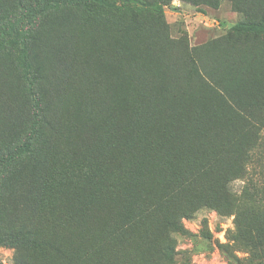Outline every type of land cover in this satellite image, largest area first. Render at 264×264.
Masks as SVG:
<instances>
[{
    "label": "rangeland",
    "instance_id": "374dc122",
    "mask_svg": "<svg viewBox=\"0 0 264 264\" xmlns=\"http://www.w3.org/2000/svg\"><path fill=\"white\" fill-rule=\"evenodd\" d=\"M112 1L25 0L7 17L0 0V152L30 130L31 79L60 128L0 175V230L63 243L40 264H264V39L235 31L264 21V0ZM69 161L83 171L48 214L33 196ZM31 238L0 243V264Z\"/></svg>",
    "mask_w": 264,
    "mask_h": 264
},
{
    "label": "trees",
    "instance_id": "16d2710c",
    "mask_svg": "<svg viewBox=\"0 0 264 264\" xmlns=\"http://www.w3.org/2000/svg\"><path fill=\"white\" fill-rule=\"evenodd\" d=\"M13 2V6L11 8L5 7L1 5V15L12 17L14 11L16 10H27L28 8H31L34 6V4L26 5L25 0H11ZM196 1V0H193ZM219 1V0H218ZM6 3V2H4ZM68 5L74 6V7H81V6H99L101 8H109V9H116L119 6L117 3H115L112 0H67ZM32 17L28 22H26V26L22 25V34H24V37L22 39V42L25 43L28 36H29V28L30 25L33 23ZM108 26L105 25L104 28H107ZM122 28V27H120ZM119 28V29H120ZM235 31L242 32L244 34L248 32H252L256 37H261L264 39V21H244L238 26L235 27ZM234 44V43H232ZM20 60L23 63V65L28 69L30 66V60L28 56L25 53L20 54ZM194 62V60H193ZM236 65L239 67V69L244 68L243 61H236ZM193 66L195 70L199 73V71L196 68L195 63H193ZM29 73V72H28ZM250 78V81L253 83H256L260 81L263 77V75L258 76L257 72H252L250 75H248ZM30 90L28 95V102L27 105L31 109V126L29 132L25 134L22 141H20L19 144L15 145L14 148L8 150L7 152L1 153L0 152V175L6 170V168L12 164L16 163L17 159L26 154L29 153L31 156L33 155L34 149L38 146H40L43 142V133L41 132L42 126L46 125L50 127V129L54 130V132H59L60 128L57 127L50 118L45 114L44 110H46V101L42 93H38L34 86V81L31 79L30 81ZM262 97V101L264 103V96ZM259 102V101H258ZM264 125V122H262ZM31 161H34L32 159ZM77 161H69L66 164H59L57 167H55V172L51 173V178L48 176L45 179L44 185H41L39 190L34 194L33 200L35 204L40 207L41 210L44 212H48V214L52 213V209L54 207V204H57L56 199H54V191L57 193V189L60 187V184H65L68 181V179L64 182V178L66 177L67 173L70 171H75V174L77 176H80L78 174V171H83L82 166L78 164ZM62 173V174H59ZM87 171L85 172V174ZM71 182V181H70ZM209 201L211 204H222L220 203L215 195L209 196ZM177 218H172L169 220H166L163 223L164 228L172 227L176 224ZM32 231V238L31 240L24 241V242H17V250L22 253L17 255L16 262L17 264H40L38 261L34 259V253L39 252L43 256L45 253L52 254L53 256H65L64 248L62 246V242H59L52 237H50L47 234H43L42 237L37 238L34 234V230L30 229H22L19 228L17 230H14L8 234H3L2 230H0V243H10L12 240H18L21 237L26 236L28 233ZM262 239H256V248L259 250L262 243ZM31 253L29 254V252ZM262 255L264 256V251L262 252Z\"/></svg>",
    "mask_w": 264,
    "mask_h": 264
}]
</instances>
